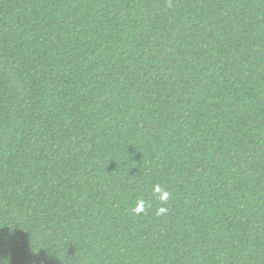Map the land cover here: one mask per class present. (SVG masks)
Instances as JSON below:
<instances>
[{
	"label": "trees",
	"instance_id": "16d2710c",
	"mask_svg": "<svg viewBox=\"0 0 264 264\" xmlns=\"http://www.w3.org/2000/svg\"><path fill=\"white\" fill-rule=\"evenodd\" d=\"M0 264H264V0H0Z\"/></svg>",
	"mask_w": 264,
	"mask_h": 264
},
{
	"label": "clouds",
	"instance_id": "9594fccd",
	"mask_svg": "<svg viewBox=\"0 0 264 264\" xmlns=\"http://www.w3.org/2000/svg\"><path fill=\"white\" fill-rule=\"evenodd\" d=\"M153 195L157 200L160 201L161 205L166 204L169 200L171 193L169 191L164 190L160 185L153 186ZM147 207H150V204L143 199H139L136 201V206L132 209V211L136 214L143 212ZM167 209L163 206L157 209L156 214L161 215L164 214Z\"/></svg>",
	"mask_w": 264,
	"mask_h": 264
}]
</instances>
